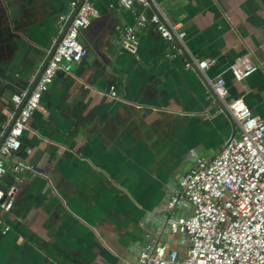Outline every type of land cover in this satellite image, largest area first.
Wrapping results in <instances>:
<instances>
[{"label": "crops", "instance_id": "crops-1", "mask_svg": "<svg viewBox=\"0 0 264 264\" xmlns=\"http://www.w3.org/2000/svg\"><path fill=\"white\" fill-rule=\"evenodd\" d=\"M74 1L0 0V136L15 117L12 94L34 86ZM93 2L98 15L80 35L86 56L58 71L6 158L0 186L17 188L11 210L0 203V264L134 262L151 215L193 158L215 156L241 133L209 78L224 77L228 98L243 96L264 121V0H154L182 22L192 53L217 57L205 75L184 65V52L167 56L153 22L137 29V52L120 44L119 29L153 6ZM246 52L258 69L237 81L229 66ZM16 161L31 166L18 180Z\"/></svg>", "mask_w": 264, "mask_h": 264}, {"label": "built area", "instance_id": "built-area-1", "mask_svg": "<svg viewBox=\"0 0 264 264\" xmlns=\"http://www.w3.org/2000/svg\"><path fill=\"white\" fill-rule=\"evenodd\" d=\"M136 2L153 6L154 11L149 16L135 12V24L119 29L123 47L137 52V29L153 22L170 43L167 56L184 52V65L204 75L217 62V57L202 58L192 53L185 41L187 32L182 22L172 20L154 0H119L127 9ZM73 3L80 6L63 37L56 41L55 50L32 89H20L12 94L17 116L6 136H0V180L8 171L6 158L21 149L24 131L58 71H70L87 54L80 35L98 15V10L93 0ZM71 16L63 19L68 22ZM229 68L234 78L242 81L257 71L258 64L246 52ZM209 82L241 133L226 140L215 156L193 158L190 168L172 187L170 196L151 215L155 227L148 228L146 242L130 264H264V121L252 112L243 96L228 98L224 77L209 78ZM111 94L117 95L114 85ZM26 166L31 167L23 161L14 162L16 180L17 172ZM16 188L15 182L7 190L0 186V203L4 209L13 208ZM177 210L180 213L176 215Z\"/></svg>", "mask_w": 264, "mask_h": 264}, {"label": "water", "instance_id": "water-1", "mask_svg": "<svg viewBox=\"0 0 264 264\" xmlns=\"http://www.w3.org/2000/svg\"><path fill=\"white\" fill-rule=\"evenodd\" d=\"M81 3V2H80ZM80 3L78 4V6L76 7V9H75V11H74V13L72 14V16H71V18L69 19V21L67 22V24H66V27H65V29H64V31L62 32V34L59 36V38H58V41L63 37V35L65 34V32H66V29H67V27H68V25H69V23H70V21H71V19H72V17H73V15L75 14V12L77 11V9L79 8V6H80ZM55 47H56V44H55V46H54V48H53V50H52V52H51V54H50V56L47 58V60L45 61V63H44V65H43V67H42V69H41V71L39 72V75L37 76V78H36V80H35V83H36V81H37V79L39 78V76H40V74H41V72H42V70H43V68L45 67V65H46V63H47V61L49 60V58L51 57V55H52V53H53V51L55 50ZM32 89V87L30 88V90ZM211 91H212V89H211ZM214 94V93H213ZM215 95V94H214ZM217 98V97H216ZM218 99V98H217ZM219 100V99H218ZM219 102H220V104H221V106H222V108H223V110L224 111H226V112H228L227 110H226V108H225V106L223 105V103L219 100ZM16 116H17V113H16V115H15V117H14V119H13V121L15 120V118H16ZM13 121L9 124V126L7 127V129L5 130V133H4V135H3V137L4 136H6V134H7V132H8V130H9V128H10V125L13 123Z\"/></svg>", "mask_w": 264, "mask_h": 264}, {"label": "trees", "instance_id": "trees-1", "mask_svg": "<svg viewBox=\"0 0 264 264\" xmlns=\"http://www.w3.org/2000/svg\"><path fill=\"white\" fill-rule=\"evenodd\" d=\"M14 202H15V201H14ZM14 204H15V203H14ZM13 207H14V205H13ZM1 231H2V230L0 229V237H1V235H2Z\"/></svg>", "mask_w": 264, "mask_h": 264}]
</instances>
